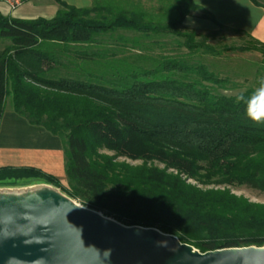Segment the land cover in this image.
<instances>
[{
    "label": "trees",
    "instance_id": "trees-1",
    "mask_svg": "<svg viewBox=\"0 0 264 264\" xmlns=\"http://www.w3.org/2000/svg\"><path fill=\"white\" fill-rule=\"evenodd\" d=\"M143 1L76 8L54 0L51 19L0 14V40L9 42L0 51V120L10 96L14 113L59 137L68 181L1 167L0 188L40 180L116 222L157 229L202 253L264 247V204L230 190L264 194V124L236 102L254 88L226 95L235 85L191 59L198 49L222 54L183 26L201 11L193 0ZM234 32L249 38L240 51L264 56V42ZM153 36L183 38L188 55H153L163 44Z\"/></svg>",
    "mask_w": 264,
    "mask_h": 264
},
{
    "label": "water",
    "instance_id": "water-1",
    "mask_svg": "<svg viewBox=\"0 0 264 264\" xmlns=\"http://www.w3.org/2000/svg\"><path fill=\"white\" fill-rule=\"evenodd\" d=\"M17 200L0 193V264H264V247L202 253L173 235L123 225L53 194Z\"/></svg>",
    "mask_w": 264,
    "mask_h": 264
},
{
    "label": "crops",
    "instance_id": "crops-1",
    "mask_svg": "<svg viewBox=\"0 0 264 264\" xmlns=\"http://www.w3.org/2000/svg\"><path fill=\"white\" fill-rule=\"evenodd\" d=\"M69 6L86 8L91 0H62ZM10 0H0V14L20 20L51 19L58 11L54 0H29L17 9H11ZM202 13L211 14L221 25L245 32L253 39L264 42V6L250 0H193ZM189 16L185 17L188 19ZM200 18V17H199ZM193 27L210 30L215 25L206 19H196ZM63 141L41 127L14 113L12 107L4 109L0 120V168L29 167L38 169L67 183Z\"/></svg>",
    "mask_w": 264,
    "mask_h": 264
},
{
    "label": "rangeland",
    "instance_id": "rangeland-1",
    "mask_svg": "<svg viewBox=\"0 0 264 264\" xmlns=\"http://www.w3.org/2000/svg\"><path fill=\"white\" fill-rule=\"evenodd\" d=\"M10 1L11 9L14 10L22 6L29 0H26L24 2L21 0ZM143 2L151 4L152 6L153 4H156V1L154 0H147ZM258 2L264 6V0H258ZM155 11L156 9H153L151 13ZM200 15L201 13H190L188 15L189 18L184 19L183 26L189 30H194L197 33V36H195V42L204 41L208 46L221 50L222 54L219 56H215L213 54L204 52V50L202 49H198L197 52L194 53V55L191 57V59L203 63L208 67L209 71L213 72L220 78L229 80L230 83L235 85V88L233 89L221 91L226 95H234L236 93L242 92L247 87L255 89L258 86L259 79L261 77H264V56L254 51H240L243 43L249 41V38L244 36L242 33L234 32V29L227 28L225 26L224 29L220 30L216 26L210 30L193 27V21L196 19H200ZM126 35L132 36V34L129 33H126ZM152 40L163 43L161 44V46L155 47L152 50L153 55H157L159 53H163L168 56L188 55L187 50L182 46L183 38L173 36H153ZM8 44V41L0 40V51ZM223 48H226V50H222ZM8 107H11L10 96L6 97L4 104V109ZM107 154L111 155V153ZM118 161H125L132 166L141 165V161H130L123 158L118 159ZM155 165L162 168L161 165ZM21 182L19 183L23 185L0 188V193L3 192V194H10L14 198H16L17 195H22L23 197H18L17 202L30 199L35 200L53 194L69 201L76 206H79L80 208L89 209L81 202H79V200L69 198L60 190L52 188L49 185L42 183L40 180H27ZM64 186H68V181L64 184ZM230 190L233 194L237 196H243L251 202L264 204V194L259 191H255L243 186L231 187ZM33 192H35V196L32 198H28ZM100 214L103 216L102 213Z\"/></svg>",
    "mask_w": 264,
    "mask_h": 264
},
{
    "label": "clouds",
    "instance_id": "clouds-1",
    "mask_svg": "<svg viewBox=\"0 0 264 264\" xmlns=\"http://www.w3.org/2000/svg\"><path fill=\"white\" fill-rule=\"evenodd\" d=\"M236 102L245 105L247 118L255 124H264V77L258 81V86L247 97L241 93Z\"/></svg>",
    "mask_w": 264,
    "mask_h": 264
},
{
    "label": "bare ground",
    "instance_id": "bare-ground-1",
    "mask_svg": "<svg viewBox=\"0 0 264 264\" xmlns=\"http://www.w3.org/2000/svg\"><path fill=\"white\" fill-rule=\"evenodd\" d=\"M33 196H35V192L31 193L30 196L28 198H32ZM18 197H23L22 195H17L15 199H18Z\"/></svg>",
    "mask_w": 264,
    "mask_h": 264
}]
</instances>
